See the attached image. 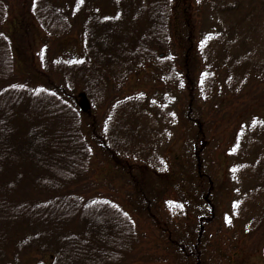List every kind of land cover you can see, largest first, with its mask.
<instances>
[{"label": "trees", "instance_id": "16d2710c", "mask_svg": "<svg viewBox=\"0 0 264 264\" xmlns=\"http://www.w3.org/2000/svg\"><path fill=\"white\" fill-rule=\"evenodd\" d=\"M96 1L90 8L81 4L80 17L51 0H28L27 10L0 0V264H134L137 256L133 218L92 188L96 147L90 134L103 153L161 167L151 151L153 135L144 132L141 122L146 114L138 104L111 102L109 90L124 87L130 76L170 53L176 7L174 0H142L135 11L120 7L113 11L102 4L114 6L120 0ZM206 5L223 24H247L255 57L234 63L229 56L217 60L228 89L241 93L245 78L264 83V0H207ZM27 16L55 38L77 32L82 40L80 58L44 62L42 70H30L20 78L15 73L20 50L16 41L24 34L15 41L11 29L18 30L17 21ZM201 56L210 64L199 77L207 97L216 85V71L203 48ZM188 66L185 63L186 76ZM49 68L64 74L63 84H53ZM189 86L193 93L191 81ZM101 107L108 114L97 135V123L86 120L91 108ZM200 135L203 138L201 131ZM252 153L255 165L250 162ZM234 154L240 160L233 169L234 181L241 189L246 186L234 214L246 221L248 232L256 231L262 221L258 223L254 215L264 213V153L254 148L244 153L239 147ZM214 188L210 183L206 194L197 192L203 211L199 238L203 227L216 218L210 201L203 206ZM199 242L191 255L194 264H201Z\"/></svg>", "mask_w": 264, "mask_h": 264}, {"label": "rangeland", "instance_id": "374dc122", "mask_svg": "<svg viewBox=\"0 0 264 264\" xmlns=\"http://www.w3.org/2000/svg\"><path fill=\"white\" fill-rule=\"evenodd\" d=\"M51 1L81 17L84 10L79 14L80 7L90 8L96 0H83L82 6L79 0ZM140 1L120 0L114 6L104 2L102 6L113 11L119 7L135 11ZM173 3L176 9L171 17L170 53L130 76L124 87L109 90L111 102L138 104L146 114L141 122L146 125L144 132L153 135L155 150L152 148L151 153L158 155L161 167L151 168L144 160L103 153L89 131L96 147L90 174L92 188L133 218L138 232L134 264H194L191 255L198 240L201 264H264V213L254 215L262 226L248 232L246 221L234 214L246 186L241 189L233 178V169L240 161L234 154L236 148L241 147L244 153L253 148L264 153V83L245 78L241 93L236 94L226 86L224 73L217 70V60L222 62L227 56L232 63L242 57H255L248 42L247 24H223L206 5L207 0ZM10 4L29 9L28 0H10ZM13 19L14 15L9 17V24ZM21 20L17 21L18 30L11 29L15 41L24 34L16 41L20 50L16 53L15 73L20 78L29 75L30 70H42L44 62L80 58L82 40L77 32L55 38L30 16ZM202 48L216 71V85L207 97L199 77L210 64L204 62ZM185 63L189 64L187 76ZM46 72L53 84L64 83V74L59 70L49 68ZM106 113L107 108H91L87 116L86 123H97V135L103 131ZM251 156L250 162L255 165L256 156ZM210 183L215 188L203 206L210 201L216 218L203 227L199 238L203 211L197 192L206 194Z\"/></svg>", "mask_w": 264, "mask_h": 264}, {"label": "snow or ice", "instance_id": "6c2138e0", "mask_svg": "<svg viewBox=\"0 0 264 264\" xmlns=\"http://www.w3.org/2000/svg\"><path fill=\"white\" fill-rule=\"evenodd\" d=\"M197 2H199V0H197ZM79 3H81V4H82V3H83V0H79Z\"/></svg>", "mask_w": 264, "mask_h": 264}]
</instances>
